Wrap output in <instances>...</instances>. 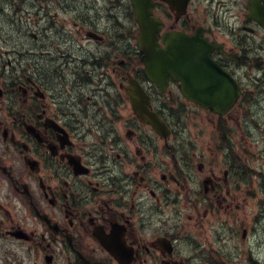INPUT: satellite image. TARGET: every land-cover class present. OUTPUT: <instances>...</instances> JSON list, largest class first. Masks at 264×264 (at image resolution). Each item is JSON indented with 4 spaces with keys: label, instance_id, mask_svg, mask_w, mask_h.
<instances>
[{
    "label": "flooded vegetation",
    "instance_id": "1",
    "mask_svg": "<svg viewBox=\"0 0 264 264\" xmlns=\"http://www.w3.org/2000/svg\"><path fill=\"white\" fill-rule=\"evenodd\" d=\"M250 8V0H153L161 46L182 32L221 47L212 58L239 97L220 114L189 100L181 81L146 72L132 0H0V30L61 35L42 49L32 33L35 48L24 54L6 52L0 33V264L245 258L230 231L245 236L246 191L264 187L247 143L260 142L264 158V23ZM136 87L169 132L134 111ZM195 120L201 127L187 133ZM253 213L261 225L264 199Z\"/></svg>",
    "mask_w": 264,
    "mask_h": 264
},
{
    "label": "water",
    "instance_id": "2",
    "mask_svg": "<svg viewBox=\"0 0 264 264\" xmlns=\"http://www.w3.org/2000/svg\"><path fill=\"white\" fill-rule=\"evenodd\" d=\"M134 2L137 19L141 26L139 46L145 53L143 60L147 65L148 73L153 78L172 76L175 79H181L188 95L194 94L198 97L196 99L198 101L201 97L202 100L199 102L206 106H213L215 101L221 99L216 89L213 90L217 83H204L200 88L195 89L194 82H203L206 78L222 76L221 68L210 57L215 45H210L199 38L175 35L167 39L166 48H162L157 43L156 29L148 19L147 0H134ZM257 14L258 10L253 3L251 16L255 18ZM228 93L227 91L224 93L225 97Z\"/></svg>",
    "mask_w": 264,
    "mask_h": 264
},
{
    "label": "rangeland",
    "instance_id": "3",
    "mask_svg": "<svg viewBox=\"0 0 264 264\" xmlns=\"http://www.w3.org/2000/svg\"><path fill=\"white\" fill-rule=\"evenodd\" d=\"M20 31L21 30H0V33L3 32L4 35H6V42L3 43V46L6 49V52H17L14 50H18V49H22V51H25L27 53V49L28 48H35V46H33L32 44H34V40H32V33L38 34L39 38L41 40V43H43L41 46L42 49H48L50 48V42L53 39H57L60 38L61 35H59L57 33L56 30H25L23 29V33H24V37H22L20 35ZM26 32H29V36L28 38H26ZM68 30H64L61 33L66 34L68 33ZM73 32V31H72ZM64 37V36H63ZM43 39V40H42ZM22 40V43H21ZM2 46V45H1ZM77 49L80 48L81 45H77ZM262 106V105H261ZM261 106L257 107V112L260 114V117H264V109L261 108ZM263 107V106H262ZM207 115L203 114V117H206ZM205 120L203 125L204 127H206V118L202 119ZM208 121V120H207ZM201 120H195L191 122V124L187 125V133H195L199 127H201ZM206 130V129H205ZM205 132V131H204ZM238 137H239V130L235 131V140L238 141ZM261 140V139H260ZM249 145V149L251 152L250 155V162H251V166L253 169H257V168H262L264 169V158L261 157L260 152L262 150L261 144L259 143H255L254 145L252 144V142L248 141L247 142ZM251 192V194L248 195L247 197V193ZM246 197H247V207L244 208L245 212H244V216H243V220H246L245 226L247 224V226L250 227L251 230H258V233L256 232H252V234H250L249 239L247 240V242H250L253 245V252L251 254L246 253L245 257L246 260H244V262L246 264H249V260L248 258H255V257H261L262 260H264V220L262 221L261 225H259L256 220H253L255 217L254 216V210H256V208L258 207V199L262 198L264 199V187L263 189H260L258 187L255 186H250L247 191H246ZM246 210L249 213L248 216L246 213ZM253 217L252 220L248 221L247 220ZM254 221V222H253ZM255 226V228H253V226ZM230 235L232 237L231 243H235L238 244L239 241L240 243H242L241 241V236L239 235H235L234 231L231 229L230 231ZM246 242V243H247ZM234 245V244H233ZM242 246L245 248V245L242 244ZM244 248H242L244 250Z\"/></svg>",
    "mask_w": 264,
    "mask_h": 264
}]
</instances>
